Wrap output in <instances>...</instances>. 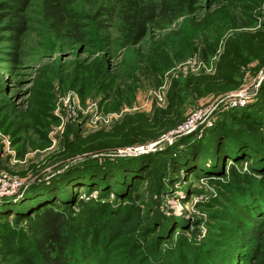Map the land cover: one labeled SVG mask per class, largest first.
I'll return each instance as SVG.
<instances>
[{
    "label": "rangeland",
    "instance_id": "374dc122",
    "mask_svg": "<svg viewBox=\"0 0 264 264\" xmlns=\"http://www.w3.org/2000/svg\"><path fill=\"white\" fill-rule=\"evenodd\" d=\"M73 1L115 8L108 42L31 0L13 61L0 22V264H45L41 205L77 239L58 264H264V0H196L127 46L120 0Z\"/></svg>",
    "mask_w": 264,
    "mask_h": 264
},
{
    "label": "trees",
    "instance_id": "16d2710c",
    "mask_svg": "<svg viewBox=\"0 0 264 264\" xmlns=\"http://www.w3.org/2000/svg\"><path fill=\"white\" fill-rule=\"evenodd\" d=\"M112 1L115 4L116 0ZM195 2L196 0L117 1L120 6L117 38L121 39V46L140 42L150 27L161 30L173 24L176 19L183 17L186 11H193ZM30 5L31 0H0V22H3L8 31V39L14 45L13 61H18V51L23 45L25 33L30 29ZM114 9L112 6H102L89 17L73 0H41L40 15L47 32L58 38H70L75 42L84 40L83 28L86 24L82 20L91 18L95 21L102 40L108 42ZM2 90L0 83V92ZM142 174H145L144 169ZM41 206H44L41 210L31 211L35 218V249L45 264H58L59 257L65 253L71 242L77 239H71L66 233L61 213L52 207ZM253 231L258 232L255 229ZM17 262L30 263L26 258H19Z\"/></svg>",
    "mask_w": 264,
    "mask_h": 264
}]
</instances>
